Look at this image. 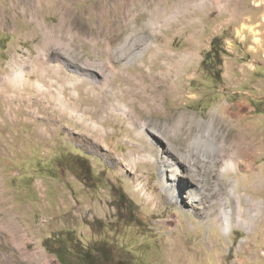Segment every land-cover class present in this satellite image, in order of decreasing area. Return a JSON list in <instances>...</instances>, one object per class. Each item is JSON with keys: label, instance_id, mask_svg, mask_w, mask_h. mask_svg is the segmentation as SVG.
<instances>
[{"label": "rangeland", "instance_id": "374dc122", "mask_svg": "<svg viewBox=\"0 0 264 264\" xmlns=\"http://www.w3.org/2000/svg\"><path fill=\"white\" fill-rule=\"evenodd\" d=\"M62 1L0 0V264H264V0Z\"/></svg>", "mask_w": 264, "mask_h": 264}, {"label": "bare ground", "instance_id": "6f19581e", "mask_svg": "<svg viewBox=\"0 0 264 264\" xmlns=\"http://www.w3.org/2000/svg\"><path fill=\"white\" fill-rule=\"evenodd\" d=\"M33 2L35 3H39L40 5L47 3V5L51 8L52 11H58V9L63 6L65 10V13L67 15H71L72 13V9L70 6H68L67 3H65L62 0H33ZM32 2V3H33ZM42 2V3H41ZM113 2V1H112ZM15 4H18V6H21L23 8V4L21 2H16ZM73 4V3H72ZM39 5V6H40ZM31 6V5H30ZM34 7V6H33ZM38 11V10H36ZM167 11V10H166ZM26 12H28L26 10ZM35 13V10L32 11V14ZM35 15V14H34ZM29 17H31L29 15ZM155 17V16H154ZM118 18V17H117ZM65 19V15H63L61 17L62 22ZM38 21V20H37ZM36 24V23H35ZM40 25V23H38ZM57 25V24H56ZM71 25V24H70ZM45 27V29H50V25L49 24H45L43 25ZM134 26V25H133ZM56 30V29H55ZM63 30V29H61ZM118 35V34H117ZM122 35V34H121ZM135 33L131 32L129 35H127L125 37V39L123 40V42H119L120 44L115 48V52L116 54L119 55H124L127 56V60H133L136 59L138 56H140L141 54L144 53L145 49L149 46V44L146 45V47L143 48H139L134 46L135 45ZM141 35V34H140ZM108 37V36H107ZM121 37V36H120ZM135 37V38H134ZM113 38V36H112ZM111 39V38H109ZM147 39V38H146ZM121 40V39H120ZM142 40V39H141ZM114 41V40H113ZM148 41V40H147ZM118 42V41H117ZM153 43V42H152ZM65 46L68 49H71V45L70 43H64ZM151 45V44H150ZM114 46V45H113ZM112 47V46H111ZM112 55V54H111ZM120 57V56H119ZM16 59V57H15ZM122 66V65H121ZM80 69V68H79ZM112 70V69H111ZM90 71V70H89ZM87 73V71H85ZM114 72V71H112ZM117 72V70H116ZM115 73V72H114ZM84 74V73H83ZM88 74V73H87ZM19 75V74H18ZM121 80V79H120ZM133 81V80H132ZM128 82V81H127ZM152 83V82H151ZM153 85V84H152ZM132 88V87H131ZM130 90V89H129ZM158 91V90H157ZM128 94V93H127ZM123 97V96H122ZM103 101V100H102ZM114 105V104H113ZM123 105V104H122ZM130 105V103H129ZM66 107V106H65ZM68 107V106H67ZM100 110V109H99ZM122 110L124 111V113H126L127 115H130V113L128 112V108L124 105L122 106ZM122 111V112H123ZM132 113V111H131ZM183 114V113H182ZM132 115V114H131ZM187 117V116H186ZM188 118V117H187ZM186 118V119H187ZM195 118V117H194ZM130 125L136 126L138 127V133L141 134L142 136H145L146 140L145 141H153L155 142L158 146H162L160 141L158 140L159 138H156L154 135L150 134V130L148 129L147 125L145 123H137L136 121H134V119L131 120ZM134 128V127H133ZM176 128V127H175ZM154 131H157L156 129L152 128ZM156 133V132H155ZM170 133V132H169ZM154 134V133H153ZM102 135V134H101ZM156 135V134H155ZM162 136V135H161ZM142 138V137H141ZM98 140V139H97ZM201 142V141H200ZM111 144V143H110ZM134 145V144H133ZM147 148V153H146V158L149 159H157L158 158V162H159V168H160V176H161V183L163 186L164 191L167 193V195L169 196L171 201L174 202H182L184 201V192L187 193L188 198H189V202L192 205H196L199 203V201L202 199L201 196V190L199 186H194L193 184H191L190 186H187L184 183L180 182V178L179 175H181V168H180V163L179 161H174L173 159H170L171 155H168L167 153H159L158 157H155L154 152H155V148L151 145V144H147L146 145ZM162 148V147H161ZM199 149V148H198ZM197 149V150H198ZM214 150V149H213ZM140 151V150H139ZM145 151V149H144ZM143 152V151H142ZM183 152V151H182ZM212 152V151H211ZM202 155V152H200ZM179 154V153H178ZM188 154V153H187ZM186 154V155H187ZM192 156V155H191ZM190 156V157H191ZM132 157V156H131ZM184 158V157H183ZM176 159V158H175ZM210 159V158H209ZM247 159V158H246ZM178 160V159H177ZM195 162V161H194ZM203 162V161H202ZM184 163V162H183ZM182 163V164H183ZM213 163V162H212ZM191 164V163H190ZM235 165V164H234ZM153 192V190H152ZM152 194V193H151ZM155 209V208H154ZM227 217L226 220L224 222V229L225 231H230V221H229V217H230V211L227 212Z\"/></svg>", "mask_w": 264, "mask_h": 264}, {"label": "trees", "instance_id": "16d2710c", "mask_svg": "<svg viewBox=\"0 0 264 264\" xmlns=\"http://www.w3.org/2000/svg\"><path fill=\"white\" fill-rule=\"evenodd\" d=\"M225 49L222 46V38L219 36L214 37L212 41V47L211 49L207 52L204 60H203V65L205 66V69L208 70L209 73L215 74V79L220 81L222 79V73L223 70L221 68V65L223 63V59L221 58L222 54L225 53ZM60 260L64 262L62 258V249H59V251L54 250ZM102 257V256H101ZM90 257L86 256L83 257L84 263L85 264H94L92 259H89ZM65 263V262H64Z\"/></svg>", "mask_w": 264, "mask_h": 264}, {"label": "flooded vegetation", "instance_id": "af4514ba", "mask_svg": "<svg viewBox=\"0 0 264 264\" xmlns=\"http://www.w3.org/2000/svg\"><path fill=\"white\" fill-rule=\"evenodd\" d=\"M117 264H129L127 262H118Z\"/></svg>", "mask_w": 264, "mask_h": 264}]
</instances>
